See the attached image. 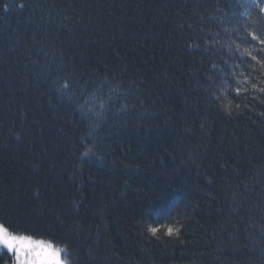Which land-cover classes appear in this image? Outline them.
Returning <instances> with one entry per match:
<instances>
[{
  "label": "trees",
  "instance_id": "1",
  "mask_svg": "<svg viewBox=\"0 0 264 264\" xmlns=\"http://www.w3.org/2000/svg\"><path fill=\"white\" fill-rule=\"evenodd\" d=\"M260 7L0 0V222L67 264H264Z\"/></svg>",
  "mask_w": 264,
  "mask_h": 264
},
{
  "label": "snow or ice",
  "instance_id": "2",
  "mask_svg": "<svg viewBox=\"0 0 264 264\" xmlns=\"http://www.w3.org/2000/svg\"><path fill=\"white\" fill-rule=\"evenodd\" d=\"M260 12L264 13V7H260ZM249 35L252 36V39L259 40V43L264 45V39H260L254 33H250ZM252 59L255 60L256 57L253 56ZM239 91L240 89L237 88L238 93ZM145 230L153 236H157L158 232L161 231V229L151 225H146ZM166 231L171 236L178 234L179 229L173 226H167ZM0 246H3L9 252L15 253L20 264H25L20 259L21 255L25 254L31 256V259L27 260V264H62L59 259V253L52 251L51 245L44 246L40 242H33L30 236L14 235L3 222H0Z\"/></svg>",
  "mask_w": 264,
  "mask_h": 264
},
{
  "label": "rangeland",
  "instance_id": "3",
  "mask_svg": "<svg viewBox=\"0 0 264 264\" xmlns=\"http://www.w3.org/2000/svg\"><path fill=\"white\" fill-rule=\"evenodd\" d=\"M14 235H16V234H14ZM32 240H33V242H40L44 246L51 245V250L52 251H56V252L59 253V259L61 260L62 264H67V258L65 256V251H64L63 247L58 246V245H56L54 243L45 241V240H41V239L32 238ZM12 254H13V262L11 264H20V261H18L17 258H16V254L13 253V252H12ZM20 259H21V261H24L25 264H27V260L31 259V256L26 255V254L25 255H21Z\"/></svg>",
  "mask_w": 264,
  "mask_h": 264
}]
</instances>
